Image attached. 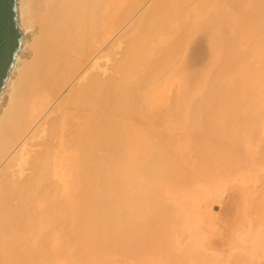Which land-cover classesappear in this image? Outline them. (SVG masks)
Instances as JSON below:
<instances>
[{"label":"rangeland","instance_id":"374dc122","mask_svg":"<svg viewBox=\"0 0 264 264\" xmlns=\"http://www.w3.org/2000/svg\"><path fill=\"white\" fill-rule=\"evenodd\" d=\"M263 3L264 0H209L207 5L203 4L204 6L201 7L196 3L195 8L201 16L198 18L195 28L181 26L179 29L178 39L187 40V43H182L177 49V56L165 63L159 62L157 67L164 65L163 69L151 76L150 79H146L147 83L137 82V84L134 77L131 82L134 81L135 87L127 94V99L114 96L116 100L112 101V97L111 101L107 103L108 106H102V115L107 124L114 120V124L121 121L118 125L127 127L122 130L124 133L129 131L128 128H130L131 135H133V129L139 131L146 139L145 145L153 148V154L150 157L146 160L139 157V160L134 163L138 167L151 159L148 164L158 162L160 165V174L157 177L148 176L145 178L147 181H144L147 193H150L148 195L152 201L151 208L141 210L138 205L136 212L131 213L127 212L128 210H118L117 204L114 202V211L111 212L116 214L121 212L119 218H124L123 224L119 227L120 229L124 226L122 232L119 233L120 237L114 240L115 232L110 225L106 224L108 226L104 227L103 239L99 241L100 243L90 240L85 242L81 239V234L75 225L82 209H85V193L80 187L82 179H78L74 175L70 181L69 193L63 197L54 196L55 198L49 201L52 203L51 208L46 211L51 210L45 212L47 213V216H44L46 220H39L45 224L43 230L46 235L43 234V236L46 237H41L38 241L24 239L25 244L20 239L11 241L9 250H6L7 254H11H8V262L5 261V264H37V260L38 264H47L46 259L49 254L48 264L50 262V264H60V262L62 264H264ZM218 22H222V25ZM36 36V33H32L30 42ZM220 41L221 47H219ZM103 50L106 52V49ZM146 51L149 50L146 48L141 54L144 55L143 57L149 58V52ZM216 52L217 55L214 54ZM151 53L154 54L155 50ZM216 56L219 57L216 58ZM142 68L144 67L142 66ZM176 75L181 81L183 80L182 82L178 81L181 84L184 82L182 84L184 86H180ZM180 75L183 76V79L179 77ZM156 76L160 79L159 82L155 78ZM168 78L170 79L168 80ZM156 82L158 83L156 84ZM169 82L172 83V86ZM159 83L163 89L159 88ZM195 84H197L196 89ZM163 85L170 87L167 89ZM150 87L153 88V91L149 90ZM154 87L159 90L157 93ZM175 88H177L176 92ZM140 91L143 93H141L143 98L137 96ZM249 91L250 93H248ZM65 93L66 91L61 94L60 98ZM179 93L182 95L180 96ZM177 95L180 96L179 99L176 98ZM145 96L150 100L152 99L150 97L154 96V98L148 103ZM138 98L147 100L146 106L143 104V102L146 103L144 100L139 104ZM174 99L180 100L182 103L177 100L176 102ZM249 101L250 103H248ZM175 102L177 104L180 102V109ZM85 108L82 105L80 110L83 111ZM141 108L143 111L145 110V115H142ZM72 110L74 108H71ZM173 111L176 113L173 114ZM170 112L173 117H175L174 115L179 116V119L176 118L180 122L177 120V124H174L176 119L170 116ZM73 114L79 117L75 119L76 123L88 118L84 113V116L80 112L79 115L74 112ZM166 114L169 115L167 117H170V120L165 118ZM104 117L102 121H104ZM145 118H147V122L143 120ZM165 119L173 121L172 125L174 126L167 125L169 122H165ZM106 123L104 121L103 125ZM115 136L105 132L101 134L97 141H103V145H100L103 146L102 153L100 152L101 147L94 143V147L91 149V162L96 168L93 167L90 172L88 170V173L99 172L98 164L103 156L116 146ZM160 136L162 137L160 138ZM44 139L45 137H42L37 141ZM122 145L121 141L118 158H124ZM38 149L35 147L34 150ZM118 162L121 166L125 160H118ZM188 162H191V166ZM26 175H30V171ZM119 182V176L110 181L111 186L117 191H119ZM71 184H75V188ZM219 184L221 185L219 186ZM132 192L133 195L137 194L136 191ZM200 193L205 196L201 197ZM52 194H54V190L51 188L48 190V196ZM189 194L193 197H190L192 200L188 198ZM208 195L209 197H207ZM190 201H192L191 204ZM56 209L58 211H55ZM54 212L59 214L53 215ZM128 213L131 214L127 216ZM143 214L151 215L147 222H143V225H146L144 231L151 234L150 236L140 232L142 228L138 226L142 223L140 216ZM111 217L113 218V215ZM53 239L56 240L52 241ZM14 241L16 246L13 245ZM33 242L34 244H32ZM52 248L54 249L52 250ZM48 250L51 253L54 252V255ZM42 251L44 254L46 253L44 261L40 256ZM33 253L35 256L31 257L30 254Z\"/></svg>","mask_w":264,"mask_h":264},{"label":"bare ground","instance_id":"6f19581e","mask_svg":"<svg viewBox=\"0 0 264 264\" xmlns=\"http://www.w3.org/2000/svg\"><path fill=\"white\" fill-rule=\"evenodd\" d=\"M208 2L209 0H151V2L150 0H15L16 26L21 30V40L0 88V264L8 262V254L11 253L7 254L6 250L11 246V241H17V239L22 242L24 239L38 241L41 237H46L43 236V234L46 235L43 230L45 224L41 221L44 216H47L45 212L51 210L46 211L52 205L49 201L58 195L63 197L69 193L70 181L74 175L78 179H82L80 187L85 193V209H82L80 220L75 222L81 239L85 242L87 240L101 241L106 224L114 230V240L120 237L119 233L122 232L124 226L120 229L119 227L123 224L124 218H119L121 212H117V214L111 212L114 211V202L117 204L118 210H128L127 212L131 213H135L138 207L141 210L151 208L150 193H147L144 181L148 176L157 177L160 174V165L158 162L148 164L151 159L138 167L134 163L139 160V157L145 160L150 157L153 154V148L145 145L146 139L139 131L133 129V135H131L130 128H128L129 135L128 132L124 133L122 130L127 127L118 125L120 120L116 124L113 123L115 120L112 121L113 124L110 122L107 124L102 115V106H108L109 101L116 100L114 96L127 99V94L135 87L134 81L131 82L134 77L136 83H147L148 78L150 79L151 76L163 69L164 65L157 67L159 62L165 63L176 57L177 49L182 43H187V40L178 39L179 29L181 26L195 28L197 20L201 16L195 8L196 3L201 7L207 5ZM32 33H36L37 36L30 42ZM246 34L248 33L246 32ZM219 43L221 44V41ZM219 43L218 45H220ZM221 46L222 44L219 47ZM146 48L149 50L146 51L149 52V58L143 57L144 55L141 54ZM103 49H106V52ZM154 50L155 53L152 54L151 52ZM214 54L217 55V52ZM88 64L90 65L88 66ZM157 76L155 78L158 81L160 79ZM179 77L183 79V76ZM176 78L177 81L180 80L178 76ZM161 80L163 79L161 78ZM180 81L178 82L181 86L184 82L181 84L183 80ZM169 83L172 86V83ZM197 84H195V89ZM154 88L157 93L159 90ZM159 88L163 89L161 84ZM152 89L150 87L149 90ZM176 90L177 88H175V92ZM65 91V95L60 98ZM141 91L139 95L136 93L135 95L143 98ZM146 92L148 91L146 90ZM156 93L154 92V94ZM179 95H177V99L182 94ZM147 97L144 98L147 99ZM142 98H138L139 104L143 102ZM150 98L153 99L154 96ZM147 100L148 103L151 101ZM147 100H144L146 103L143 102L145 106ZM180 102L176 103L178 109H180ZM82 105L86 107L83 111L80 110ZM71 108L74 110L71 111ZM141 109L143 111V108ZM176 109L174 110L176 111ZM175 111L173 114L176 113ZM73 112L78 115L79 112L82 115L84 113L88 118L76 123L75 119L79 117ZM171 112L170 116L173 117ZM142 113L145 115V110ZM107 114L109 113L107 112ZM168 114L166 117L164 116L166 119L170 118L167 117ZM174 116L173 119H176L174 121L176 123L165 119V122H169L167 125L177 124L179 116ZM103 117L105 125H103ZM74 120L75 122H73ZM143 120L147 122V118ZM104 132L116 135L115 148L111 147L113 149L105 156L101 154L103 146L100 145H103V141H97ZM42 137L45 139L37 141ZM121 141L123 142L122 154L124 158L117 157L120 154ZM94 143L101 147L99 154L103 158L98 164L99 172L92 174L88 173V170L90 172V169L96 168L91 162V149H93ZM35 147L39 149L34 150ZM104 153L106 152L104 151ZM95 155L97 156V154ZM118 160H125L126 163L123 162L120 166ZM193 162L192 164H194ZM188 163L191 166V162ZM196 170L198 169L196 168ZM28 171H30V175H26ZM116 176H119V191L110 183ZM219 179L221 181V178ZM189 183L191 184V182ZM71 185L75 188V184ZM196 186L198 187L197 183ZM51 188L54 190V194L48 196V190ZM132 191H136L137 194L133 195ZM203 191L205 192V190ZM210 191L212 192L211 189ZM86 194L88 195L86 196ZM197 195L199 194L197 193ZM203 195L200 193L201 197ZM200 196L199 198H201ZM190 197L192 196L190 195L188 198ZM123 212L126 214L125 211ZM57 213L54 212L53 215L57 216L59 214ZM131 213H128L127 216ZM147 214L140 216L142 223L138 225L142 228L140 232L143 233H145L144 227H146L143 222H147L151 216ZM35 215L38 216L35 217ZM127 225L126 227H128ZM189 234L191 235V233ZM54 240L56 239L52 241ZM139 240L141 239L139 238ZM131 246L133 247V244ZM45 250L47 251V249ZM40 253H42L40 256L44 261L46 253L44 254L43 251ZM49 253L51 252L49 251ZM51 254L54 255V252ZM30 255L31 257L35 256L34 253ZM49 256L50 254L47 259ZM50 260L52 259L50 258ZM36 262L38 264V260ZM60 264L62 263L60 262Z\"/></svg>","mask_w":264,"mask_h":264},{"label":"water","instance_id":"95a60500","mask_svg":"<svg viewBox=\"0 0 264 264\" xmlns=\"http://www.w3.org/2000/svg\"><path fill=\"white\" fill-rule=\"evenodd\" d=\"M20 40L21 30L16 26L15 0H0V88Z\"/></svg>","mask_w":264,"mask_h":264}]
</instances>
